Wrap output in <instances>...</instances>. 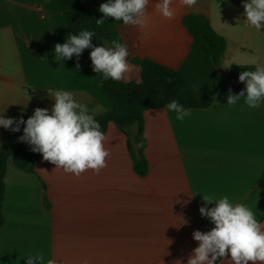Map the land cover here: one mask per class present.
<instances>
[{
    "label": "crops",
    "instance_id": "obj_1",
    "mask_svg": "<svg viewBox=\"0 0 264 264\" xmlns=\"http://www.w3.org/2000/svg\"><path fill=\"white\" fill-rule=\"evenodd\" d=\"M157 2L149 0L144 26L120 29L131 56L176 68L189 45L181 16L192 13L205 15L225 39L222 71L264 66V27L247 25V0H197L191 7L173 0L171 20L156 11ZM66 40L54 1L0 0V116L21 118L36 108L51 114L58 90L72 92L94 115L110 107L96 78L73 57L55 60L54 46ZM229 90L243 91L218 82L211 106L191 109L182 121L166 106L143 113L144 177L133 171L126 137L111 123L104 133L110 155L99 174L66 173L39 152L36 176L9 160L0 264H27L36 254L45 264H187L199 245L194 231L214 227L199 211L215 206L204 196L246 205L264 227V100L257 108L244 97L228 105ZM11 132L0 127V146Z\"/></svg>",
    "mask_w": 264,
    "mask_h": 264
},
{
    "label": "clouds",
    "instance_id": "obj_2",
    "mask_svg": "<svg viewBox=\"0 0 264 264\" xmlns=\"http://www.w3.org/2000/svg\"><path fill=\"white\" fill-rule=\"evenodd\" d=\"M196 2L179 0L180 4L188 7ZM148 4L149 0H108L99 7L103 17L96 20V25H103L110 17L125 25L142 27L147 23ZM172 4L173 0H158L155 8L160 15L171 20L175 15ZM243 8L247 25L256 30L264 27V0H247ZM94 35L95 32L89 30L81 31L78 35L70 34L65 43L54 46L55 60L71 59L73 55L79 57L85 49H92L90 59L94 72L102 73L104 80L123 79L132 68L127 60V47L117 41L112 42V47L94 46ZM238 79L240 82L246 81V88L238 95L231 94L229 90L227 104L235 105L244 97V103L249 108L259 107L264 100V66L258 65L255 71H243ZM52 96L55 103L51 114L48 109L36 108L26 121L22 117L17 121L0 116V127L18 132L20 125L24 124L19 140L30 144L33 152L41 153L43 160L66 173L79 177L92 170L99 174L107 166L106 158L110 155L104 147L105 135L100 130L99 122L85 104L77 102L72 92L58 90ZM166 108L175 112L176 119L180 121L191 114V109L176 100L169 102ZM203 200L205 205L215 203L210 209L207 206L199 209L200 214L209 218L214 227L207 232L194 231L193 239L199 245L189 256L187 264H217L218 260H227L231 264H264V227L253 211L244 204L233 205L227 196L218 200L204 196ZM26 258L27 264H45L43 254ZM46 264H57V261L48 259Z\"/></svg>",
    "mask_w": 264,
    "mask_h": 264
},
{
    "label": "trees",
    "instance_id": "obj_3",
    "mask_svg": "<svg viewBox=\"0 0 264 264\" xmlns=\"http://www.w3.org/2000/svg\"><path fill=\"white\" fill-rule=\"evenodd\" d=\"M52 1L57 4L64 18L67 39L70 34L78 35L81 31L89 30L95 32L92 41L94 46L112 47V42L117 41L127 47L120 33V29L127 26L122 21L109 17L103 25H96V20L103 17L99 7L108 0ZM181 25L189 37V45L186 55L176 68L131 56L129 53L127 60L138 70V81L104 80L102 73L97 74L93 70L90 59L92 49H85L79 57L73 55L75 62L96 78L101 95L110 105L108 109L94 115L100 124V130L105 133L111 123L126 137L133 171L140 177H144L148 171L144 157L145 111L163 108L172 100L188 109L208 108L217 96L218 82L245 90V82L235 84L233 81H239L238 77L243 71L256 70L254 66L232 65L227 71L218 72L226 49L225 39L212 29L205 15L183 13ZM33 114L34 112L26 111L22 118L26 121ZM19 119L15 118L17 121ZM24 127L21 124L20 131L14 132L18 142L5 141L0 146V226L5 222L3 203L7 162L10 160L19 170L36 176L38 152H33L30 144L20 143L19 140ZM43 202L46 206L45 196Z\"/></svg>",
    "mask_w": 264,
    "mask_h": 264
},
{
    "label": "rangeland",
    "instance_id": "obj_4",
    "mask_svg": "<svg viewBox=\"0 0 264 264\" xmlns=\"http://www.w3.org/2000/svg\"><path fill=\"white\" fill-rule=\"evenodd\" d=\"M129 79L136 80V81L139 80L138 73L134 70L133 67L131 68V71L129 73H127L125 75V77L123 78V80H129ZM101 98L105 102H107L106 99H104L103 97H101ZM94 113L98 114V113H101V112H94ZM5 141H9V142H12V143L18 142L14 132H11L10 134H8L7 138L5 140H3L1 143H4ZM20 143L28 144L27 142H22V141H20Z\"/></svg>",
    "mask_w": 264,
    "mask_h": 264
},
{
    "label": "water",
    "instance_id": "obj_5",
    "mask_svg": "<svg viewBox=\"0 0 264 264\" xmlns=\"http://www.w3.org/2000/svg\"><path fill=\"white\" fill-rule=\"evenodd\" d=\"M218 70V72H222V70H221V68H218L217 69ZM235 84H240L241 82L240 81H233Z\"/></svg>",
    "mask_w": 264,
    "mask_h": 264
}]
</instances>
